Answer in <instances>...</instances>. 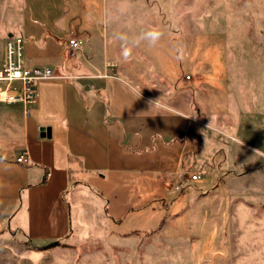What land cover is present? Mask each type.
<instances>
[{
  "label": "rangeland",
  "instance_id": "obj_1",
  "mask_svg": "<svg viewBox=\"0 0 264 264\" xmlns=\"http://www.w3.org/2000/svg\"><path fill=\"white\" fill-rule=\"evenodd\" d=\"M151 29L162 33L154 46L134 43ZM10 33L31 65L50 45L66 64L129 66L149 93L192 76L211 136L197 163L189 156L140 197L77 194L62 238L0 228V264H264V0H0V57Z\"/></svg>",
  "mask_w": 264,
  "mask_h": 264
},
{
  "label": "crops",
  "instance_id": "obj_2",
  "mask_svg": "<svg viewBox=\"0 0 264 264\" xmlns=\"http://www.w3.org/2000/svg\"><path fill=\"white\" fill-rule=\"evenodd\" d=\"M44 50L43 63L34 65H51L58 77L38 84L30 112L21 103L0 105V228L24 231L34 241L70 232L77 194L109 202L140 197L189 156L197 163V145L211 136L192 76L182 87L163 82L156 85L162 91L149 93L129 66L95 58L66 64L50 45ZM108 51L107 44L103 55ZM7 136L16 153H6ZM21 151L27 162L17 161Z\"/></svg>",
  "mask_w": 264,
  "mask_h": 264
},
{
  "label": "built area",
  "instance_id": "obj_3",
  "mask_svg": "<svg viewBox=\"0 0 264 264\" xmlns=\"http://www.w3.org/2000/svg\"><path fill=\"white\" fill-rule=\"evenodd\" d=\"M72 48H77L79 42L70 39ZM54 69L48 65H29L25 55V40L22 36L11 34L4 42L3 55L0 57V105L21 103L28 114L33 105L38 102V84L45 80L57 78ZM187 79L191 76L187 75ZM28 154L21 151L18 162H27ZM193 181L202 178L201 172L191 174Z\"/></svg>",
  "mask_w": 264,
  "mask_h": 264
},
{
  "label": "clouds",
  "instance_id": "obj_4",
  "mask_svg": "<svg viewBox=\"0 0 264 264\" xmlns=\"http://www.w3.org/2000/svg\"><path fill=\"white\" fill-rule=\"evenodd\" d=\"M161 36H162L161 31H159L157 29H151V30L142 32L140 37L136 41H134V43H139L140 40H147L150 45L154 46L159 41ZM118 39H120L121 41H124L125 44L127 43V37H125L123 35L118 36ZM130 54H131V48L124 47L123 48V57L125 60H127L129 58Z\"/></svg>",
  "mask_w": 264,
  "mask_h": 264
},
{
  "label": "water",
  "instance_id": "obj_5",
  "mask_svg": "<svg viewBox=\"0 0 264 264\" xmlns=\"http://www.w3.org/2000/svg\"><path fill=\"white\" fill-rule=\"evenodd\" d=\"M47 135H48V136H51L50 129L47 130Z\"/></svg>",
  "mask_w": 264,
  "mask_h": 264
},
{
  "label": "trees",
  "instance_id": "obj_6",
  "mask_svg": "<svg viewBox=\"0 0 264 264\" xmlns=\"http://www.w3.org/2000/svg\"><path fill=\"white\" fill-rule=\"evenodd\" d=\"M56 242H57V240H56ZM58 243V242H57Z\"/></svg>",
  "mask_w": 264,
  "mask_h": 264
}]
</instances>
